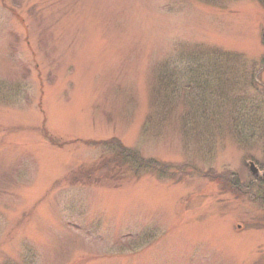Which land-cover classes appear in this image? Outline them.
<instances>
[{"label":"rangeland","instance_id":"374dc122","mask_svg":"<svg viewBox=\"0 0 264 264\" xmlns=\"http://www.w3.org/2000/svg\"><path fill=\"white\" fill-rule=\"evenodd\" d=\"M263 164L262 0H0V264H264Z\"/></svg>","mask_w":264,"mask_h":264},{"label":"trees","instance_id":"16d2710c","mask_svg":"<svg viewBox=\"0 0 264 264\" xmlns=\"http://www.w3.org/2000/svg\"><path fill=\"white\" fill-rule=\"evenodd\" d=\"M262 1L264 2V0ZM182 59L186 61L184 56L182 57ZM177 63H180V62H177ZM196 65L200 66L201 63L197 62ZM170 72L167 74V76L164 74V79H163L164 81L162 82V85H160L159 93L161 95V98L167 100L169 105L172 103L174 104L178 103V100L181 101L184 94L187 93L185 91L189 89L191 90V88L193 87L194 95L193 97H191V99L186 100L185 103L186 105H188L190 112L192 109H197L198 95L196 94V88L198 86V83L196 82L195 85H192L191 81L189 80V76L184 80H182L181 78L176 79L174 78V74L172 72L170 75ZM189 75H191V72ZM190 101H191V104H190ZM83 143L86 145L95 147V148L104 147V149L109 154L110 153L112 154L108 163L106 164L108 169L109 168L112 169V165L118 166L119 164L124 165V163H126L125 165L131 164L135 167L136 175H140L139 170L141 168L142 169L147 168L151 170V172H155L156 170L160 176H163L169 171V168L166 165L158 161H155L154 159H147L143 157L139 151L132 149V148H128L127 146H125L124 143H122L120 140H117L115 138H113L112 140H103L102 142H97L96 140H88V141H83ZM262 169L264 170V164L262 165ZM224 178L225 177H219L218 181H221ZM261 181L264 182V178L261 179ZM238 182H239L238 179L235 180L233 183V186L236 188H239L240 183Z\"/></svg>","mask_w":264,"mask_h":264},{"label":"water","instance_id":"95a60500","mask_svg":"<svg viewBox=\"0 0 264 264\" xmlns=\"http://www.w3.org/2000/svg\"><path fill=\"white\" fill-rule=\"evenodd\" d=\"M251 168H252L255 175L261 176L259 169L256 167V165L254 163H251Z\"/></svg>","mask_w":264,"mask_h":264}]
</instances>
